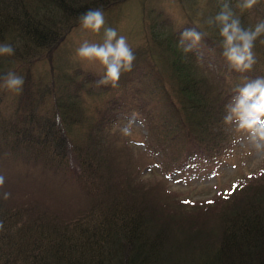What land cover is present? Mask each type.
I'll return each mask as SVG.
<instances>
[{
	"label": "trees",
	"instance_id": "1",
	"mask_svg": "<svg viewBox=\"0 0 264 264\" xmlns=\"http://www.w3.org/2000/svg\"><path fill=\"white\" fill-rule=\"evenodd\" d=\"M133 1L0 0V44L15 49L0 56V76L24 80L20 92L0 88V264H264V168L205 196L169 186L195 165L214 169L227 158L225 106L245 78L264 76V36L257 63L239 73L206 20L227 2L254 28L264 0L244 10L240 0H174L182 23L162 27L165 35L150 31L141 53L156 68L137 83L125 72L117 87L98 86L102 66H64V37L81 13L107 16ZM185 28L203 35L187 54L179 47ZM200 51L217 69H197ZM151 96L158 103L147 108ZM133 104L144 114L147 150L164 158L152 181L141 175L153 171L152 159H135L117 133Z\"/></svg>",
	"mask_w": 264,
	"mask_h": 264
},
{
	"label": "rangeland",
	"instance_id": "2",
	"mask_svg": "<svg viewBox=\"0 0 264 264\" xmlns=\"http://www.w3.org/2000/svg\"><path fill=\"white\" fill-rule=\"evenodd\" d=\"M198 1L203 4V0ZM232 5L235 6L236 2L233 1ZM192 20L195 22V16L192 17ZM105 21L106 26L114 28L119 35L127 38V42L135 54L136 59L132 71L126 73V80H131L133 83L138 82L137 76L146 77L147 72L156 68L141 53V46L146 39L150 38V31L153 30L158 35H165L166 30L161 29L162 27H167V25L180 26L182 23L180 12L177 10L174 0H135L119 11L109 13L105 16ZM64 38L69 40L68 52L62 60L65 67L70 69L82 68L95 73L101 71V65L98 62L89 63L80 59L76 50L85 40L90 43H102L103 29L99 34H95L90 30L82 29L81 25H76L66 33ZM202 49L206 50V47L203 46ZM200 53L196 58L198 70L201 69L203 73L209 74L208 72L217 69L220 63L218 60L214 57L208 60L204 57L203 51ZM206 57L208 58V56ZM132 82H128L129 87ZM136 100L137 97L133 102L135 103ZM157 103L156 96L146 99L147 108H154ZM143 117L144 114L140 113V108L135 105L133 116L130 119L122 116L117 133L128 141L135 159L142 162L145 158L152 159L151 167L155 172L146 167L141 170L142 179L152 181L159 177V166L164 158L156 152L147 150L146 144L151 143V140L147 138L144 141L146 128ZM226 131L230 136L226 147L227 158L217 162L214 169L195 165L187 171L184 177L173 178L169 184L171 189L195 196H205L216 190H222L241 176L254 174L264 168V149H257L247 132L238 130L233 124H227ZM136 135H141V139H136L134 137Z\"/></svg>",
	"mask_w": 264,
	"mask_h": 264
},
{
	"label": "clouds",
	"instance_id": "3",
	"mask_svg": "<svg viewBox=\"0 0 264 264\" xmlns=\"http://www.w3.org/2000/svg\"><path fill=\"white\" fill-rule=\"evenodd\" d=\"M257 2L258 0H240L237 7L241 10L251 9ZM77 19L84 30L99 34L103 29V42L83 41L76 50L77 56L89 63L98 62L103 67L104 73L96 82L98 86L117 87L122 73L131 72L136 59L127 38L119 35L114 28L106 26L101 8H90ZM206 23L209 27L219 29L221 54L229 68L239 73L251 71L257 63L253 49L257 39L264 36V21L254 28H245L229 3L224 2L220 11L214 17H209ZM202 39L203 35L195 28H185L180 34L179 47L185 54L193 52ZM14 54L15 49L11 44H0V56ZM245 80V83L234 88L235 94L225 106L224 122L247 132L254 146L264 149V76ZM23 83V78L14 71L0 76V88L6 90L20 92ZM2 185L3 178L0 177V186ZM9 196L10 193L3 194L4 199ZM3 227V221H0V230Z\"/></svg>",
	"mask_w": 264,
	"mask_h": 264
},
{
	"label": "snow or ice",
	"instance_id": "4",
	"mask_svg": "<svg viewBox=\"0 0 264 264\" xmlns=\"http://www.w3.org/2000/svg\"><path fill=\"white\" fill-rule=\"evenodd\" d=\"M209 203H211V201Z\"/></svg>",
	"mask_w": 264,
	"mask_h": 264
}]
</instances>
